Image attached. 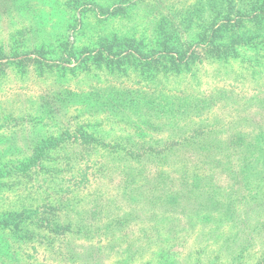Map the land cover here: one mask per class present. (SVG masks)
I'll use <instances>...</instances> for the list:
<instances>
[{"label":"rangeland","instance_id":"374dc122","mask_svg":"<svg viewBox=\"0 0 264 264\" xmlns=\"http://www.w3.org/2000/svg\"><path fill=\"white\" fill-rule=\"evenodd\" d=\"M72 1L0 0V170L63 126L99 140L50 150L26 174H0V219L19 216L0 222V264H264V44L156 77L78 68L98 34L153 32L158 4L170 0H136L115 18ZM68 38L74 57L60 58ZM41 46L48 59L29 52ZM120 126H141L145 142L144 126L212 130L186 180L195 205L174 206L173 192L158 188L162 176L132 179L135 169L145 174V158L131 168L137 147Z\"/></svg>","mask_w":264,"mask_h":264},{"label":"trees","instance_id":"16d2710c","mask_svg":"<svg viewBox=\"0 0 264 264\" xmlns=\"http://www.w3.org/2000/svg\"><path fill=\"white\" fill-rule=\"evenodd\" d=\"M120 2L121 4H113L110 8L100 4L90 6L80 0L69 3L72 6L75 3L87 6L85 11L112 9L107 12L112 17L106 18H115L121 14L127 16L136 0H120ZM158 5L162 8L157 15L153 32L147 34L145 31L135 30L129 33L132 31L130 28L124 34L117 32L107 35L98 34L96 38L94 37V42L83 46V53L86 54L77 58L80 64L76 67L82 65V68L91 69L93 65L97 68L105 67L123 72L130 68L156 77L162 74H179L184 70H190L192 65L204 63L211 58L227 60L244 57L240 55V49L259 48L258 45L264 44V0H195L189 3L170 0L166 5L161 2ZM61 46L58 53L60 58L74 57L73 41L68 38L61 42ZM46 49L45 46H41L29 52L34 51L38 54L39 60H43L48 59ZM0 50L3 52L0 55V65H3L1 57L6 55V52ZM129 57L126 63L125 60ZM83 127L85 126H63L57 136L38 142L30 157L8 166L4 171L0 170L2 171L0 174L4 176L26 174L41 167L50 150L63 148L73 142L90 144L92 141H99L94 134L82 129ZM120 127L130 132L129 141L135 140L131 144L134 143L137 147L131 148L129 152L130 156L134 155V159H130L134 162L131 168L135 169L137 161L145 158L144 163L139 165L145 169V174L140 169H135V172H132V179L138 183L139 178L150 181L158 180L162 176L157 183L158 188L168 193L173 192L171 202L174 206L195 205L196 201L187 197L186 190L187 185L192 186V182L188 183L189 181L186 180L195 176L191 167V162L194 163L191 161L194 151L202 154L210 149V145L201 144L205 143L207 135L212 130L207 129L208 126H144L150 135L145 142V137L143 140L139 139L143 136L141 126ZM231 138H241V136L232 135ZM185 148L191 151L192 155L184 158L177 156L179 157L177 160L169 161L173 154L186 151ZM212 163L213 160L208 159L205 164ZM215 164L217 165V162ZM160 182L164 184H159ZM17 218L19 216L12 215L0 219V222H9Z\"/></svg>","mask_w":264,"mask_h":264}]
</instances>
